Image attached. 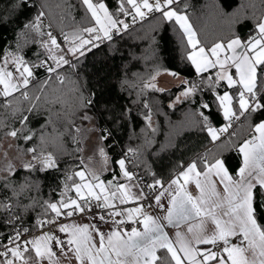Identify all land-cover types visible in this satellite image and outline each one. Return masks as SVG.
Masks as SVG:
<instances>
[{
  "label": "snow or ice",
  "instance_id": "snow-or-ice-1",
  "mask_svg": "<svg viewBox=\"0 0 264 264\" xmlns=\"http://www.w3.org/2000/svg\"><path fill=\"white\" fill-rule=\"evenodd\" d=\"M182 3L183 0H118L116 10L110 11L104 0H79L85 16L77 21L72 15L77 5L65 0L61 21L70 22L72 27L70 31L60 27L54 34L53 25L45 24L48 13L43 0H15L14 10L31 6L36 12L23 24L16 44L0 49V132L16 141L7 149L0 143V191L11 193L0 200V214H6L4 223L12 228L6 243L0 233V264H264V225L258 216L259 211H264V15L257 19L254 32L247 38L233 33L208 46L198 38L186 14L187 4L181 7ZM149 17L178 25L189 49L186 59L197 75L203 77L215 70L207 79L209 90L220 82L234 89L232 93L215 94L226 121L222 127L211 124L210 111L205 114L211 109L209 103H201L197 112L199 128L207 133L215 148L187 166L181 165L180 171L165 184L156 178L147 183L130 170V164L140 166L137 161L141 155L139 148L132 147L115 161L119 174H113L111 180H101L109 161L101 146L98 153L102 167H89L84 158H79L80 170L69 169L64 174L55 201L30 195L39 187L37 181L30 179L32 173L59 171V160L45 151L47 136L43 131L38 144L28 146L36 138V132L29 127V115L39 113L37 103H31L28 114H24L14 102L39 101V95H31L32 89L38 86V91L43 92L53 82L63 85L78 75L82 60L94 49L114 42L116 37L122 38L132 25ZM29 35L34 37L31 43L40 49L35 60L25 58L20 43L21 39L29 43ZM40 70L46 74L43 80L38 75ZM159 74V69L150 73L140 85L138 96L145 89L164 91L154 83ZM72 83L77 107L71 113L56 116L79 153L90 133L100 131L101 142L112 133L94 123L95 93L85 96L79 81ZM204 83L203 79L199 84L182 80L184 90L168 106L174 108L177 103L190 101ZM124 86L136 87L128 81H124ZM53 103L62 104L59 98ZM142 106L145 144H150L149 134L156 132L155 113L147 99ZM17 117L19 126H10L8 119ZM48 122H53L51 117ZM236 122L240 127L247 123V138H239L234 129ZM63 134L57 133V139ZM13 149L16 154L10 157ZM227 151L240 155L235 172L227 166ZM133 156L135 159H131ZM92 159L87 158L89 162ZM20 172L28 175L17 181L14 177ZM192 186L198 195L190 190ZM24 199L31 203H23ZM129 204L135 206L121 207ZM94 209L98 211L88 216ZM32 211L38 212L36 222L31 228L24 227L23 216L18 212ZM76 215L87 216L89 222L60 223L61 218ZM49 226L54 230L44 231ZM34 229H39V234L25 239ZM166 229L176 231L170 235Z\"/></svg>",
  "mask_w": 264,
  "mask_h": 264
},
{
  "label": "trees",
  "instance_id": "trees-1",
  "mask_svg": "<svg viewBox=\"0 0 264 264\" xmlns=\"http://www.w3.org/2000/svg\"><path fill=\"white\" fill-rule=\"evenodd\" d=\"M43 2L47 5L48 13L45 24L51 23L56 31L60 27L70 31L72 27L70 22L61 21V17L65 14V0H43ZM104 2L110 11L116 10L118 0H104ZM14 3L15 0H0V17L4 18V22L0 23V49L16 44L23 24L36 12L31 6L14 10ZM71 3L77 5L72 10V15L80 21L85 16V12L79 6V0H71ZM183 4H187L186 14L197 31L198 38L208 46L216 41L228 39L233 33L241 38H247L254 32L257 19L264 15V0H183L181 7ZM237 19L238 22H235ZM182 35L178 25L172 22L161 21L154 17L142 22L138 21L122 38L116 37L114 42H105L99 49H94L88 54L81 62L78 75L71 76L63 85L53 82L43 92L38 91V86L32 89L31 95H39L41 97L39 101L14 102V106H18L24 114H28L27 109L31 103H37L39 113L29 115V127L36 132V138L28 146L38 144L40 133L43 131L47 136L45 151L52 152L59 160V171L32 173L30 179L37 181L39 187L30 195L40 200L55 201L61 191L64 174L69 169L80 170L79 158H84L88 164L87 158L92 157L93 153L97 154L98 147L101 146L105 148L109 157L107 169L101 173V180L108 181L113 178V174H119L115 161L121 158L124 151L132 147L140 149L141 155L137 161L140 166H133L138 169L139 175L147 183H151L153 178L166 183L180 171L181 165L186 166L208 149L215 148L210 143L207 133L200 130L197 112L201 103H209L211 109L205 110V114L210 111L211 124L216 128L222 127L226 121L215 94L222 95L226 91L232 93L234 89L228 88L226 82H220L209 90L207 79L213 76L215 70L204 73L203 77L195 73L194 66L186 59L189 49L186 47V38H182ZM33 38L31 35L26 37L29 41L27 44L23 39L20 40L27 60H35L36 53L40 51L31 43ZM156 69H159L160 74L154 83L164 91L155 92L145 89L143 95L138 96L140 85L147 81L150 73ZM169 72H176L177 76L189 82L199 84L203 79L205 83L202 90L197 91L190 101L177 103L172 108L168 105L180 95L185 86L182 83L169 86L172 81ZM38 75L41 80L46 77L43 70H40ZM76 80L79 81L85 96L95 93L92 108L95 114L94 123L99 125L100 129L107 128L112 133L111 144L109 140L104 142L99 140L100 131L90 133L82 142L83 151L79 153L75 152L77 145L61 127L62 121L56 116L57 113H61L62 116L65 112L71 113L77 107L76 94L72 91L75 87L72 81ZM124 81L133 83L136 87H126ZM15 95L19 96V93ZM57 98L62 104L53 103ZM145 99L155 113L153 121L156 132L149 134L150 144H145V121L142 115L145 111L142 101ZM138 100L141 103H137ZM2 102L3 98H0V103ZM129 109L130 113L126 111ZM0 115L3 113L0 112ZM50 117L52 123L48 122ZM18 118H9L8 124L18 127ZM234 129L237 130L241 140L249 135L247 123L240 127L239 122H236ZM57 133L64 134L57 139ZM0 143L3 144L4 149H7L9 144H15L16 141L5 138L0 132ZM15 154L14 149L9 151L10 157ZM2 158L3 152L0 150V159ZM224 158L230 171L235 172L240 165V155L236 151H227L224 153ZM131 159H135V156ZM92 160L95 165H102V160L98 156ZM26 175L28 174L20 172L14 179L22 181ZM10 195V192L0 191V200ZM23 203L30 204L31 201L24 199ZM18 214L23 216V226L31 228L36 222L38 212L32 211L26 214L18 212ZM258 216L259 223L264 225V211H259ZM5 219L6 214H0V233L3 234L2 239L6 243L7 235L12 232V228L5 225ZM17 227H20V223ZM38 231L40 230L34 229L27 235Z\"/></svg>",
  "mask_w": 264,
  "mask_h": 264
},
{
  "label": "crops",
  "instance_id": "crops-1",
  "mask_svg": "<svg viewBox=\"0 0 264 264\" xmlns=\"http://www.w3.org/2000/svg\"><path fill=\"white\" fill-rule=\"evenodd\" d=\"M234 71V70H233ZM187 166V165H186ZM173 177V176H172ZM171 177V178H172ZM170 178V179H171ZM169 179V180H170ZM169 180L165 183V184H167L168 182H169ZM190 190L193 192V194L194 195H198V192L195 190V188H194V186H192L191 188H190ZM135 205H133V204H129V205H126V206H121V207H134ZM147 211H153L152 209H146ZM95 213H91L90 215H94ZM153 214H156L155 212L153 213ZM90 215H88V216H90ZM69 222H76V223H80V224H82V223H87V222H89V220H88V218H87V216H84V217H82V216H76V217H72L71 219H65V218H61V220H60V223H69ZM54 229L51 227V226H49V227H46L45 229H44V231H53ZM104 230L105 231H107L108 229H107V227L105 226L104 227ZM167 231H169V233H170V235L171 234H174V232L176 231V229H166ZM181 231H184V228L183 227H181V229H180ZM39 234V231L38 232H35V233H32V234H30V235H28L27 236V238L26 239H31L32 238V236L33 235H38ZM59 235H62L63 236V234H59Z\"/></svg>",
  "mask_w": 264,
  "mask_h": 264
},
{
  "label": "rangeland",
  "instance_id": "rangeland-1",
  "mask_svg": "<svg viewBox=\"0 0 264 264\" xmlns=\"http://www.w3.org/2000/svg\"><path fill=\"white\" fill-rule=\"evenodd\" d=\"M171 79H172V81L170 82L169 86L178 85V84L182 83V80H185L181 76L173 77L172 75H171ZM91 155H92V158H97V156H98V158H100L99 155H98V153L97 154L96 153H93ZM88 166L89 167H92V168H95L97 170H99L102 167V165H99V164L95 165L94 162H93V160H91L90 162H88Z\"/></svg>",
  "mask_w": 264,
  "mask_h": 264
},
{
  "label": "built area",
  "instance_id": "built-area-1",
  "mask_svg": "<svg viewBox=\"0 0 264 264\" xmlns=\"http://www.w3.org/2000/svg\"><path fill=\"white\" fill-rule=\"evenodd\" d=\"M56 32H57V31H56ZM56 32H54V34H55ZM102 129H104V128H102ZM108 140L110 141V144H111V143H112V141H111V136L109 137ZM129 168H130L131 171H134V172H136V173L139 174L138 169L135 168L133 165L130 164V165H129ZM96 211H98V210H97V209H94L92 213H95ZM88 215H90V214H88ZM76 216H79V215H76ZM76 216H74V217H76ZM27 236H28V235L25 236V239L27 238Z\"/></svg>",
  "mask_w": 264,
  "mask_h": 264
},
{
  "label": "bare ground",
  "instance_id": "bare-ground-1",
  "mask_svg": "<svg viewBox=\"0 0 264 264\" xmlns=\"http://www.w3.org/2000/svg\"><path fill=\"white\" fill-rule=\"evenodd\" d=\"M52 30H53V32H56V29L54 27L52 28Z\"/></svg>",
  "mask_w": 264,
  "mask_h": 264
}]
</instances>
